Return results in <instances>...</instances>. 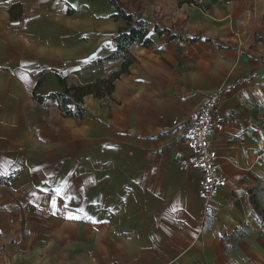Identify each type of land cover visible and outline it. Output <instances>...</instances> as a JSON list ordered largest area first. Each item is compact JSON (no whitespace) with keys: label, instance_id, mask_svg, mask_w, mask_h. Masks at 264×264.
<instances>
[{"label":"crops","instance_id":"obj_1","mask_svg":"<svg viewBox=\"0 0 264 264\" xmlns=\"http://www.w3.org/2000/svg\"><path fill=\"white\" fill-rule=\"evenodd\" d=\"M121 1L152 43L128 46L109 98L85 95L66 117L46 98L63 90L56 72L67 85L110 75L126 21L108 0H0V264H264L247 198L264 184V0ZM215 94L226 185L203 204L183 122Z\"/></svg>","mask_w":264,"mask_h":264},{"label":"trees","instance_id":"obj_2","mask_svg":"<svg viewBox=\"0 0 264 264\" xmlns=\"http://www.w3.org/2000/svg\"><path fill=\"white\" fill-rule=\"evenodd\" d=\"M108 2L112 3L116 8L114 17L122 18L126 21V24L124 27L117 29L114 37L115 43H117L116 49L105 58L107 60L122 59L123 61L121 62L119 68L112 71L110 75L103 78H97L95 81L83 83L82 85H67L65 76L60 72H56L59 83L63 90L60 92H53L46 96V98L54 99L56 101L63 116H82L84 113L82 101L85 95H91L96 98H109L114 89L115 81L121 74L126 73L127 66L132 61V57H130L128 53V46L134 42H141L144 46H148L152 43L148 37L150 21L147 18L141 16L138 17L134 12L129 11L121 0H108ZM8 13L12 21L18 20L21 17L22 5L19 2L13 3L8 8ZM152 27L153 30H156L158 33L168 31V35L166 37L167 40H170L172 37L184 38L181 32H171L170 28H160L156 24H154ZM189 39L196 40L198 39V36H189ZM210 41L215 42L213 40ZM40 74L41 76L38 79L36 87L45 76L44 72H40ZM34 98L38 104H41L44 100L43 96L35 92ZM71 105L73 108H71ZM252 191L253 189L248 190L247 196L253 205L250 215L254 216L260 226L264 229V217L256 213V200L254 199ZM206 217L207 221H205L206 223L204 229L210 228L212 224V217ZM251 231L252 230L250 226L247 224H242L241 227L234 229V232L231 235L223 237L224 241H226L228 238L233 240L231 245L226 244V246H235V243L238 240L249 235Z\"/></svg>","mask_w":264,"mask_h":264},{"label":"built area","instance_id":"obj_3","mask_svg":"<svg viewBox=\"0 0 264 264\" xmlns=\"http://www.w3.org/2000/svg\"><path fill=\"white\" fill-rule=\"evenodd\" d=\"M224 121L215 94L208 96L201 109L183 122V142L190 154L189 164L199 173L197 197L203 204H207L226 185L210 143L212 135L223 130ZM178 123L177 118L172 120V124Z\"/></svg>","mask_w":264,"mask_h":264},{"label":"rangeland","instance_id":"obj_4","mask_svg":"<svg viewBox=\"0 0 264 264\" xmlns=\"http://www.w3.org/2000/svg\"><path fill=\"white\" fill-rule=\"evenodd\" d=\"M256 213L264 217V184L255 190Z\"/></svg>","mask_w":264,"mask_h":264},{"label":"snow or ice","instance_id":"obj_5","mask_svg":"<svg viewBox=\"0 0 264 264\" xmlns=\"http://www.w3.org/2000/svg\"><path fill=\"white\" fill-rule=\"evenodd\" d=\"M57 191H59V190H57ZM70 218H73V217H70Z\"/></svg>","mask_w":264,"mask_h":264}]
</instances>
